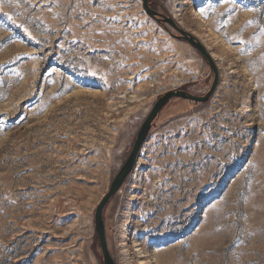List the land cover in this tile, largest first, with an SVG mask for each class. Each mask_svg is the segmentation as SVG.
<instances>
[{
    "label": "rangeland",
    "instance_id": "obj_1",
    "mask_svg": "<svg viewBox=\"0 0 264 264\" xmlns=\"http://www.w3.org/2000/svg\"><path fill=\"white\" fill-rule=\"evenodd\" d=\"M149 3L221 80L153 121L103 211L111 255L264 264V0ZM174 34L142 0H0V264H105L95 211L141 125L214 82Z\"/></svg>",
    "mask_w": 264,
    "mask_h": 264
},
{
    "label": "water",
    "instance_id": "obj_2",
    "mask_svg": "<svg viewBox=\"0 0 264 264\" xmlns=\"http://www.w3.org/2000/svg\"><path fill=\"white\" fill-rule=\"evenodd\" d=\"M144 8L147 12V14L155 19L157 22L166 21L168 22L173 28H175L180 34H174L177 37L183 38L188 43H190L192 46H194L198 51L203 55L204 58L208 61V63L211 65L213 71H214V82L209 89V91L206 93L205 96H199L195 94H189L186 91L182 89H175L171 91L165 92L162 96H160L159 100L154 104L151 112L146 117L145 121L141 125L135 140L134 145L131 149V152L128 156L127 161L123 164V166L118 171L117 176L112 181V183L109 186V191L102 197V200L99 202L100 204L97 206L95 211V230L96 234L99 238L100 243V249H102L103 257H104V263L105 264H116L110 249L108 248V239H107V233H106V227H105V220L103 218V211L106 205H108V202L117 194V192L122 188L121 186L124 184L126 179L132 174L133 169L135 168L137 161L139 159V156L144 149V146L146 144V140L148 138L149 132L152 128L153 121L158 117V115L161 113L163 107L175 97H181L188 100H194L197 102H206L208 101L215 93L216 89L218 88V85L220 84V74L219 69L217 67V63H215L213 56L211 53L206 49V47L199 41V39L190 32H186L175 19H171L167 17L166 15L157 12L151 7V4L149 3V0H142Z\"/></svg>",
    "mask_w": 264,
    "mask_h": 264
},
{
    "label": "bare ground",
    "instance_id": "obj_3",
    "mask_svg": "<svg viewBox=\"0 0 264 264\" xmlns=\"http://www.w3.org/2000/svg\"><path fill=\"white\" fill-rule=\"evenodd\" d=\"M196 15H198L199 16V18H200V20H201V22L202 23H204V21H207V19H209V18H207L206 17V14L204 13H202V12H198V13H196ZM208 30V29H207ZM210 30L208 31V35L207 36H209V37H212V33L210 32ZM206 34H207V32H206ZM203 42H206V40L204 39V41ZM147 261V260H146ZM135 262V261H134ZM136 264H142L141 262H140V260H138V262H135ZM145 264H147V262L145 263Z\"/></svg>",
    "mask_w": 264,
    "mask_h": 264
}]
</instances>
